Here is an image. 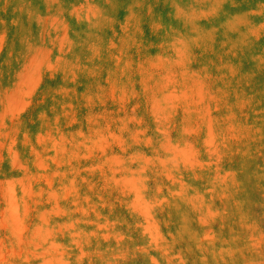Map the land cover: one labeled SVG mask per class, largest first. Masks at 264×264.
<instances>
[{"label":"rangeland","instance_id":"1","mask_svg":"<svg viewBox=\"0 0 264 264\" xmlns=\"http://www.w3.org/2000/svg\"><path fill=\"white\" fill-rule=\"evenodd\" d=\"M0 264H264V0H0Z\"/></svg>","mask_w":264,"mask_h":264}]
</instances>
